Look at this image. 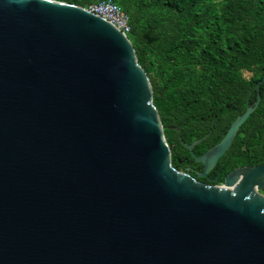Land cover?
<instances>
[{"label":"water","instance_id":"obj_1","mask_svg":"<svg viewBox=\"0 0 264 264\" xmlns=\"http://www.w3.org/2000/svg\"><path fill=\"white\" fill-rule=\"evenodd\" d=\"M260 99L194 156L199 176ZM0 264H264V163L220 185L178 170L121 29L66 1L0 0Z\"/></svg>","mask_w":264,"mask_h":264},{"label":"trees","instance_id":"obj_2","mask_svg":"<svg viewBox=\"0 0 264 264\" xmlns=\"http://www.w3.org/2000/svg\"><path fill=\"white\" fill-rule=\"evenodd\" d=\"M61 1L87 7L100 0ZM113 1L128 15V37L150 78L174 167L201 169L194 156L218 143L246 110L242 97L253 104L258 94V106L219 159L212 182L223 183L236 167L263 164L264 0ZM208 132L193 153L182 143Z\"/></svg>","mask_w":264,"mask_h":264},{"label":"built area","instance_id":"obj_3","mask_svg":"<svg viewBox=\"0 0 264 264\" xmlns=\"http://www.w3.org/2000/svg\"><path fill=\"white\" fill-rule=\"evenodd\" d=\"M91 12L107 19L127 36L131 30L128 15L113 0H100L86 7Z\"/></svg>","mask_w":264,"mask_h":264},{"label":"flooded vegetation","instance_id":"obj_4","mask_svg":"<svg viewBox=\"0 0 264 264\" xmlns=\"http://www.w3.org/2000/svg\"><path fill=\"white\" fill-rule=\"evenodd\" d=\"M240 95H242V96H248V97H251L252 96V93H249V94H247V93H243V94H240ZM242 104L243 103H245L246 105H247V107L249 106V105H251L252 103H250V99H245V98H241V101H240ZM197 162V161H196ZM200 163H202V162H200ZM218 163V162H217ZM203 164V163H202ZM198 164H195L194 166H191V165H188L187 167H186V169H187V171H185V172H187V173H189L190 175H192L191 174V172L190 171H195L196 172V176H194V175H192L193 177H195L197 180H199L200 182H202V183H205V184H208V185H214V184H217V183H214V182H212V179H213V177H212V173L214 172V170H215V167L217 166V164L212 168V170H210L209 172H208V174H206V175H203V176H199V172H202L203 170H204V164H203V167L201 168V169H199L198 167ZM220 174V172H218V175ZM198 178H203V179H198ZM217 178L218 177H216V178H214V180H217ZM224 182V181H223ZM222 184V183H221ZM218 185V184H217ZM220 185V184H219ZM263 192V191H262Z\"/></svg>","mask_w":264,"mask_h":264}]
</instances>
